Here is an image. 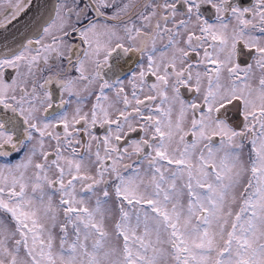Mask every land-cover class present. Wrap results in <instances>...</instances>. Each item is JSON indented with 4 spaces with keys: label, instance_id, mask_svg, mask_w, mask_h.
<instances>
[{
    "label": "snow or ice",
    "instance_id": "snow-or-ice-1",
    "mask_svg": "<svg viewBox=\"0 0 264 264\" xmlns=\"http://www.w3.org/2000/svg\"><path fill=\"white\" fill-rule=\"evenodd\" d=\"M0 264H264V0H0Z\"/></svg>",
    "mask_w": 264,
    "mask_h": 264
},
{
    "label": "water",
    "instance_id": "water-1",
    "mask_svg": "<svg viewBox=\"0 0 264 264\" xmlns=\"http://www.w3.org/2000/svg\"><path fill=\"white\" fill-rule=\"evenodd\" d=\"M30 16H31V13H29V16H24V17H22L20 20L14 22L13 26H12L11 28L7 29V30L4 32V34L7 35L8 32H11V31H13L15 28L20 27V24H21L24 20H27Z\"/></svg>",
    "mask_w": 264,
    "mask_h": 264
},
{
    "label": "flooded vegetation",
    "instance_id": "flooded-vegetation-1",
    "mask_svg": "<svg viewBox=\"0 0 264 264\" xmlns=\"http://www.w3.org/2000/svg\"><path fill=\"white\" fill-rule=\"evenodd\" d=\"M242 3L246 5L248 3V0H242Z\"/></svg>",
    "mask_w": 264,
    "mask_h": 264
}]
</instances>
